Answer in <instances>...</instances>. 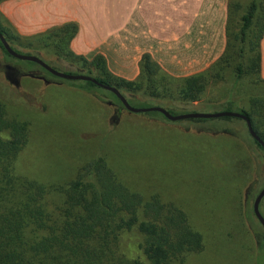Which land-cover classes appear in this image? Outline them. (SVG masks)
<instances>
[{"label":"rangeland","instance_id":"rangeland-1","mask_svg":"<svg viewBox=\"0 0 264 264\" xmlns=\"http://www.w3.org/2000/svg\"><path fill=\"white\" fill-rule=\"evenodd\" d=\"M37 1L23 0L17 9L13 7L19 15L14 22L3 10L9 0H0V22L15 38L14 45L25 52L30 49L24 44L35 35L55 28L40 32L36 19L26 15L37 13ZM235 2L245 9L249 0ZM261 22L264 19L262 26ZM237 30L228 32L229 39ZM231 41L236 44L234 38ZM179 51L184 54L188 49ZM225 52L210 68L196 74L182 73L181 68L188 64H179L174 70L176 76L158 64V84L168 86L174 94L146 100L149 97L144 91L127 93L129 103L138 108L162 106L174 114L220 112L231 99L240 104L236 103L233 111L238 105L249 108L250 97L264 93V83L256 79L254 70L244 71L237 80L235 56L231 54L227 63L222 60ZM98 54L78 55L91 60ZM43 55L50 61L56 58L48 48ZM30 64L7 56L0 47V101L11 117L30 126L29 142L17 166L21 174L66 183L101 154L130 189L172 201L186 211L192 226L202 233L204 249L174 264H264V227L254 216L245 217L242 208L246 191L253 186L260 189L264 182V152L233 135L234 127L242 130L243 121L209 118L205 123L133 112L109 96H102L101 101L67 80L23 69ZM56 65L65 71L78 69L67 62ZM118 65L112 64L113 69H119ZM188 79L206 83L203 92L208 93L207 98L195 104L182 100L177 94ZM240 133L243 137V130ZM261 209L264 215V200ZM142 240L135 230L124 232L122 250L128 257L150 264L140 248Z\"/></svg>","mask_w":264,"mask_h":264},{"label":"trees","instance_id":"trees-1","mask_svg":"<svg viewBox=\"0 0 264 264\" xmlns=\"http://www.w3.org/2000/svg\"><path fill=\"white\" fill-rule=\"evenodd\" d=\"M262 19L264 0H249L245 9L231 16L228 32L236 29L238 32L231 34L222 60L230 63L228 57L235 56L237 80L245 74L244 71L252 73L254 70L256 79L264 83L260 76V40L264 35V22L260 25ZM233 22L235 25L231 26ZM78 31L76 22L47 30L24 44L30 49L25 52L14 45L15 38L0 22V32L16 51L37 55L60 71L92 75L98 81L118 88L129 102L131 99L127 93L138 91L148 94L146 100L174 94L168 86L158 84L160 67L148 54L143 56L139 79L134 81L110 72L101 54L91 60L78 55L71 48V41ZM233 38L236 44L231 43ZM0 47L7 56H12L1 40ZM46 48L53 52L54 60L50 61L43 55ZM253 51H256L255 56ZM27 61L31 64L23 66L24 70L63 79L37 62ZM58 61L70 63L78 69L65 71L56 65ZM67 81L101 101L104 99L102 96H109L125 107L114 92L92 81ZM206 87L204 82L188 79L177 95L182 100L194 102L206 98V92H203ZM249 102L247 108L239 106L235 99L227 100L226 110H233L238 103L234 111L247 115L254 130L264 140V93L251 96ZM150 113L167 118L158 111ZM219 118L243 121V137L240 126H236L238 131L234 127L233 135L264 152V147L251 135L245 120L231 116ZM191 119L209 121L207 118ZM29 136V123L11 117L6 105L0 101V264H145L139 258L128 257L122 250V234L134 230L143 238L140 248L150 264H174L187 254L204 249L203 235L192 226L186 211L159 194L145 196L130 189L101 154L88 161L78 175L66 183H50L21 174L17 166ZM263 187L264 182L260 189L253 186L246 191L242 204L245 217L258 219L253 205ZM261 212L263 214L262 209ZM258 223L261 224L259 220Z\"/></svg>","mask_w":264,"mask_h":264},{"label":"crops","instance_id":"crops-1","mask_svg":"<svg viewBox=\"0 0 264 264\" xmlns=\"http://www.w3.org/2000/svg\"><path fill=\"white\" fill-rule=\"evenodd\" d=\"M20 1L9 0L3 8L14 22L19 15L13 7L17 9ZM235 1L38 0L37 13L26 15L36 19L40 32L70 21L78 23L72 49L78 54H102L115 75L134 81L141 74L145 54L175 76L179 64L189 65L181 68L184 74L210 68L228 45L232 14L243 10ZM180 49L188 51L183 54ZM260 52L264 80V35ZM112 64H119V69Z\"/></svg>","mask_w":264,"mask_h":264},{"label":"water","instance_id":"water-1","mask_svg":"<svg viewBox=\"0 0 264 264\" xmlns=\"http://www.w3.org/2000/svg\"><path fill=\"white\" fill-rule=\"evenodd\" d=\"M0 40L10 55H12L18 59L30 60V61L37 62L42 67H44L46 70H48L53 75H55L59 78H63V79H67V80H88V81H92V82L96 83L97 85L114 92L119 97V99L122 101L124 106L128 110L133 111V112L158 111V112H161L162 114H164V116H166L170 120H182V119H191V118H207V119H209V118H219V117H224V116L242 118L243 120H245L251 135L258 142H260L261 145L264 147V140L254 130L250 118L241 112L233 111V110H223L220 112H211V113L210 112H192V113H185V114H173L169 110H167L166 108H164L162 106H148V107H140V108L134 107L133 105H131L129 103L127 98L122 94V92L118 88L111 86V85H108V84H104V83L98 81L92 75L82 74V73H69V72L57 70L37 55L20 53L12 47V45L10 44V42L8 41L6 36L1 32H0ZM263 198H264V187L260 190V192L256 196V198L254 200V205H253L255 215L257 216L258 220L260 221V223L264 227V215L262 214L261 209H260V205H261Z\"/></svg>","mask_w":264,"mask_h":264},{"label":"built area","instance_id":"built-area-1","mask_svg":"<svg viewBox=\"0 0 264 264\" xmlns=\"http://www.w3.org/2000/svg\"><path fill=\"white\" fill-rule=\"evenodd\" d=\"M205 97H202V98H200V99H198V100H196V101H194V104L195 103H199L201 100H203Z\"/></svg>","mask_w":264,"mask_h":264}]
</instances>
